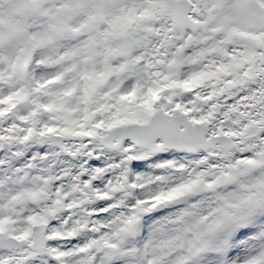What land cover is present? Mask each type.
<instances>
[{
	"label": "snow or ice",
	"instance_id": "1",
	"mask_svg": "<svg viewBox=\"0 0 264 264\" xmlns=\"http://www.w3.org/2000/svg\"><path fill=\"white\" fill-rule=\"evenodd\" d=\"M0 264H264V0H0Z\"/></svg>",
	"mask_w": 264,
	"mask_h": 264
}]
</instances>
